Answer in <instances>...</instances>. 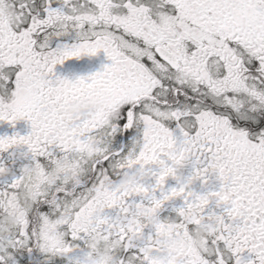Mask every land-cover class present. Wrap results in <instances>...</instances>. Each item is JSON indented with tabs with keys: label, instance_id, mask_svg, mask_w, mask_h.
I'll return each instance as SVG.
<instances>
[{
	"label": "snow or ice",
	"instance_id": "snow-or-ice-1",
	"mask_svg": "<svg viewBox=\"0 0 264 264\" xmlns=\"http://www.w3.org/2000/svg\"><path fill=\"white\" fill-rule=\"evenodd\" d=\"M19 122L0 264H264V0H0Z\"/></svg>",
	"mask_w": 264,
	"mask_h": 264
},
{
	"label": "flooded vegetation",
	"instance_id": "flooded-vegetation-1",
	"mask_svg": "<svg viewBox=\"0 0 264 264\" xmlns=\"http://www.w3.org/2000/svg\"><path fill=\"white\" fill-rule=\"evenodd\" d=\"M102 63H104L102 54L99 57L92 58V59L85 57L79 61H69L63 67L58 66L57 72L60 74H66L67 69L69 67H72V68L76 69L78 71V73H80V74H88V73H91L93 71L98 70ZM84 107H87V105H85ZM74 109H82V108L79 105H72L67 109V111L64 113V115L67 116L68 118H71V116L74 115L73 114ZM28 130L29 129L24 122L17 123L15 129L10 128L6 124H0V136L11 135L13 131L18 132L20 135H26ZM19 163H22V162H18V164ZM194 189L199 190V185L198 184L194 185ZM178 246L182 247V242H180V244ZM38 260H39V257L34 256V261H38Z\"/></svg>",
	"mask_w": 264,
	"mask_h": 264
},
{
	"label": "clouds",
	"instance_id": "clouds-1",
	"mask_svg": "<svg viewBox=\"0 0 264 264\" xmlns=\"http://www.w3.org/2000/svg\"><path fill=\"white\" fill-rule=\"evenodd\" d=\"M80 111H82V109H74L73 114H78Z\"/></svg>",
	"mask_w": 264,
	"mask_h": 264
}]
</instances>
